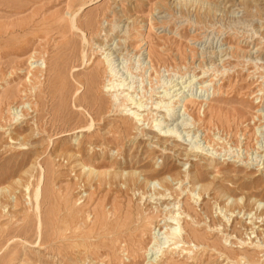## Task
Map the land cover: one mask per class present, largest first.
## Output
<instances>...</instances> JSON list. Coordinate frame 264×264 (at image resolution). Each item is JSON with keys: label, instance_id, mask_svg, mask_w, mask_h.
I'll use <instances>...</instances> for the list:
<instances>
[{"label": "rangeland", "instance_id": "rangeland-1", "mask_svg": "<svg viewBox=\"0 0 264 264\" xmlns=\"http://www.w3.org/2000/svg\"><path fill=\"white\" fill-rule=\"evenodd\" d=\"M263 232L264 0H0V264H264Z\"/></svg>", "mask_w": 264, "mask_h": 264}, {"label": "bare ground", "instance_id": "bare-ground-1", "mask_svg": "<svg viewBox=\"0 0 264 264\" xmlns=\"http://www.w3.org/2000/svg\"><path fill=\"white\" fill-rule=\"evenodd\" d=\"M214 11V10H213ZM112 69V68H111ZM111 73H114V70L112 69L111 70ZM80 166H82V169L85 168V166H83V163H80V161L78 162ZM145 172V171H144ZM194 172V171H193ZM89 175H93L94 174V171H91L89 170ZM122 175H125V173H123ZM143 174L142 173H137V172H129L127 173V177L128 180H127V183L129 186V188L133 190H135L136 188H138L139 190L142 189L144 190L145 192H150L151 191V187H152V184L155 183V182H158L160 184V186L164 189V190H168L170 187H171V184L168 180V177L171 178L174 182H177V181H181V178H182V172H177V173H174L172 172V170L168 169L167 173H162V172H158V171H155V170H152L150 169L149 171L145 172L144 173V177L143 179H141V176ZM119 175L116 176V178L118 177ZM192 178H190L193 182V184H201L202 181H203V176L201 174H199L198 172L196 174H194L193 176H191ZM120 178V177H118ZM20 182V181H19ZM126 183V184H127ZM17 184V182L15 183ZM14 184V185H15ZM21 184H22V181H21ZM17 186V185H16ZM24 186V185H23ZM210 186L209 185H202V191L203 192H208L210 190ZM130 189V190H131ZM129 190V189H128ZM141 190V191H142ZM150 190V191H149ZM128 192V191H127ZM145 192H142L143 194ZM10 194V192H9ZM221 194H223V196H228V198L230 199L232 197V194L233 193H227V192H221ZM155 196L157 195H163V192L161 190H155ZM6 196V195H5ZM247 198V197H246ZM248 200H251V197H248L247 198ZM159 201H161L162 199H158ZM256 204H259V201H256ZM163 206V203L162 205ZM260 206V204H259ZM248 209L250 208V203L248 202V204H245L244 206H241L240 203L238 201H235V204H234V207L232 208L233 211L232 213H235V211L237 209H239L240 211L244 210V209ZM167 208L165 209H162L163 211V214L160 216L162 217L161 220L159 221V223L154 226V229H153V239H154V246H152L153 248L157 247L158 246V250H156L155 252V249L150 257V260H154V257L155 260L158 258V254L159 252L165 248V245H168L170 244L171 241H173V239H176L178 238V226H179V216H177L175 213H172V211H169L167 212L166 211ZM143 211V209H142ZM166 211V212H165ZM138 215V214H137ZM263 215V214H262ZM130 216V215H128ZM135 216V215H134ZM133 216V217H134ZM132 217V218H133ZM143 217V216H142ZM129 218V217H128ZM135 218V217H134ZM260 219V217H258ZM131 219V217H130ZM144 220V219H143ZM137 221H138V218H137ZM132 222V221H131ZM134 222V221H133ZM132 222V223H133ZM139 222V221H138ZM136 222V223H138ZM142 222V221H141ZM139 222V223H141ZM131 223V224H132ZM135 224V222L133 223ZM124 225V224H123ZM143 225V224H142ZM131 226V225H129ZM136 226V225H135ZM134 226V227H135ZM125 227V226H124ZM133 227V226H132ZM141 227V226H140ZM144 227V225H143ZM142 227V228H143ZM131 228V227H130ZM180 228V227H179ZM108 229V228H107ZM140 229V228H138ZM137 229V230H138ZM162 229H165V232H162ZM128 230V228L126 229ZM134 231V230H133ZM140 231V230H139ZM138 232V231H137ZM133 233V232H132ZM264 233V232H263ZM165 235V238H166V241L165 242H160L158 241V239L160 238V236H164ZM162 239V237H161ZM177 243V242H176ZM158 244V245H157ZM179 244V243H178ZM152 248V250H153ZM151 249V248H150ZM150 250V251H152ZM149 251V252H150ZM150 255H147V256H150ZM154 260V261H155Z\"/></svg>", "mask_w": 264, "mask_h": 264}]
</instances>
